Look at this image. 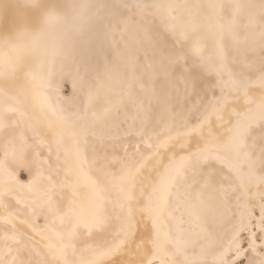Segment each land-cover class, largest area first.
Returning a JSON list of instances; mask_svg holds the SVG:
<instances>
[{
  "label": "snow or ice",
  "instance_id": "1",
  "mask_svg": "<svg viewBox=\"0 0 264 264\" xmlns=\"http://www.w3.org/2000/svg\"><path fill=\"white\" fill-rule=\"evenodd\" d=\"M15 7L17 18L6 26L13 5L0 0V46L16 53L0 57V264H109L120 256L127 257L122 264H264V0L229 5L226 23L219 22L225 5L207 4L218 17L215 30L207 16L196 22L202 4L21 0ZM178 10L191 19L166 29L190 42L216 82H204L184 52L155 48L161 74L181 84L167 135L148 130L146 113L126 133L138 140L106 145L93 131L111 110H94L107 75L100 65L109 67L96 41L119 23L122 31L135 23L147 33L148 17L177 21ZM242 12L252 37L243 41ZM54 21L65 25L55 40ZM202 28L215 44L207 56L205 37L197 35ZM175 147L184 154L173 153L155 179L146 175L162 151ZM182 205L207 226L184 228L183 215H175ZM141 225H150L147 235ZM97 234L107 239L94 242Z\"/></svg>",
  "mask_w": 264,
  "mask_h": 264
},
{
  "label": "bare ground",
  "instance_id": "2",
  "mask_svg": "<svg viewBox=\"0 0 264 264\" xmlns=\"http://www.w3.org/2000/svg\"><path fill=\"white\" fill-rule=\"evenodd\" d=\"M58 1H60V0H58ZM58 1L56 2V3H58ZM62 1V0H61ZM60 1V2H61ZM104 1V2H103ZM105 1L107 2V4H108V2H111L112 4H117V3H121L122 2V0H63V2H62V4L61 5H65V4H72V3H92V4H96V3H105ZM245 1L246 0H144V2H147V3H152V2H162V3H172V4H178V5H183V4H189V5H196V4H202V5H205V7L204 8H202V9H200L199 10V12L196 14V17H195V20H196V22L197 23H203V21H202V17H204V16H207V17H209V20L207 21V24H209V25H211L212 27H213V29L215 30V26H216V24H217V22H218V17H217V15L214 13V11L212 10V9H209V8H207L206 7V5L207 4H209V3H215V4H223V5H225V11H224V14H223V19L222 20H219V22L220 23H226L227 21H229L230 19H231V17L229 16V14H228V6L229 5H231V4H233V3H237V2H239V3H245ZM256 1H258V0H254V2L253 3H255ZM21 2V0H7V3H9V4H12V5H17V4H19ZM123 2H127V3H135L136 2V0H123ZM247 2H248V0H247ZM110 3V4H111ZM258 4V3H257ZM14 8H15V6H13ZM11 11V10H10ZM16 12L17 11V9H16V11L14 10V9H12V12ZM10 13L11 12H9V14L8 15H10ZM244 13V12H243ZM13 15H14V13H12ZM16 14V13H15ZM242 14V13H241ZM241 14H240V16H241ZM12 15V16H13ZM173 15H176V16H178V20L177 21H169V20H167V19H162L160 16H156V17H148L147 18V20L145 21V23H146V25H147V33H145V31L143 30V29H141V32H144L145 34H148L149 33V31H150V27H153L161 36L160 37H162L163 38V40L166 42V40L168 41V37H170L171 38V43H169V47L173 50V51H176V50H179V51H182V52H184L187 56H188V58H190L191 60H196L198 63H199V58L197 57V55L194 53V52H191V51H189V48H190V43H189V46L188 47H185L184 45H182V44H179V42H178V39H180V37L178 36V34H176V35H174L173 33H171V32H169L167 29H166V27H165V25L166 24H168V23H177V24H181V23H184V24H187L188 22H189V20L191 19V16L189 15V13L188 12H186V11H182V10H178L177 12H174L173 13ZM247 15V14H246ZM11 16V17H12ZM238 17V23L240 24V22L243 20V19H239V18H241V17ZM7 17H9V16H7ZM135 18H137V21L139 20V17H137V16H134ZM245 16H243V18H244ZM13 18V17H12ZM12 18H10L11 20H12ZM245 18H247V17H245ZM244 18V19H245ZM8 19V18H7ZM14 19H16V18H13V20ZM239 20H241V21H239ZM9 21V20H8ZM148 21H150V22H148ZM10 22V21H9ZM9 22H8V24H9ZM13 21H11L10 23H12ZM244 22H246V20L244 21L243 20V24L241 23V26L242 25H244ZM116 23V22H115ZM114 24V23H113ZM122 24V23H121ZM7 25V24H6ZM11 25V24H10ZM116 25V24H115ZM119 25V24H118ZM122 25H120V27H121ZM240 26V28H243V26L241 27ZM89 25H84V29H85V36H87L88 34H89ZM50 28H51V39H53V40H55V39H58V38H60L62 35H63V33L65 32V25H63L62 23H60V22H53L52 24H51V26H50ZM118 29V28H117ZM120 29H122V28H120ZM245 30V29H244ZM137 31V30H136ZM239 31H243L242 29L240 30L239 29ZM133 32V31H132ZM117 33V32H116ZM137 33V32H136ZM240 33V32H239ZM242 33V32H241ZM243 33H244V31H243ZM247 33V32H246ZM246 33H244V34H246ZM113 35H114V32H113ZM134 35V34H133ZM197 35H201V36H203V37H205L203 40H201L200 41V43H201V45L203 46V48H204V52H203V55L204 56H207V55H209L211 52H212V50H213V48H214V46H215V44H214V40L213 39H211V38H207L208 37V35H209V33H208V31H207V29H204V28H202L201 29V31L199 32V33H197ZM246 35H248V34H246ZM103 36V35H102ZM128 36V35H127ZM244 36V37H243ZM242 37H241V35L239 34V37H240V39H241V41H243L244 40V38H245V35H243ZM122 37V36H121ZM127 38V37H126ZM154 38V37H153ZM167 38V39H166ZM226 38H228V39H226V40H229L228 42H229V46L231 45V43H232V41H231V38L230 37H226ZM250 38H252V37H250ZM110 39V38H109ZM114 39H116V38H114ZM157 39V38H156ZM160 39H158V41H159ZM181 40V39H180ZM134 38L133 37H131V44H133L134 43ZM153 41V40H152ZM144 42V41H143ZM227 41H225V44L227 45V43H226ZM97 43H99V42H97ZM156 43H157V40H156ZM187 43V42H186ZM126 44V43H125ZM129 44V43H128ZM110 45V44H109ZM129 46H130V44H129ZM140 46V45H139ZM145 46V45H144ZM154 46V45H153ZM241 46H243V44L241 45ZM147 47V46H146ZM161 47V46H160ZM131 48H132V46H131ZM148 48V47H147ZM152 48V47H151ZM162 48H164V47H162ZM169 48V49H170ZM105 49H106V46H105ZM140 49V48H139ZM154 49H155V47H154ZM153 49V50H154ZM171 50V51H172ZM150 51H151V49H150ZM152 52V51H151ZM188 53V54H187ZM16 53H13V52H8L6 49H4L2 46H0V57H3V56H5V55H8V56H13V55H15ZM147 54V53H146ZM152 54V53H151ZM109 55H110V53H109ZM111 55H112V53H111ZM115 55V54H114ZM121 55V54H120ZM118 56V55H117ZM124 56V55H123ZM142 56H144V55H142ZM141 56V57H142ZM148 56V55H147ZM111 57V56H110ZM136 57H137V55H136ZM149 57V56H148ZM109 58V57H108ZM133 58V60H121V59H117V61H116V55L114 56V60H113V62H111V63H108L109 64V67L107 68V70H105V68H103V70H102V73L103 72H107V75L104 77V80H105V89L102 91V93H101V95H100V98H102V103L100 104V106L97 104V107H95V105H94V110L98 113V114H103V112H104V109L105 108H109V109H111L109 112H108V114H107V116L106 117H104V119H103V121L100 123V124H97V126L93 129V131L94 130H97L98 132H99V134L102 136V137H104V142H105V144L107 145V143H111V140L112 139H108V137H113V139H115V136L114 135H116V133H118L120 130H121V128H122V123H120L122 126H121V128H120V130L118 131V132H116V133H114L113 134V136L111 135V133H113V131L112 132H110L109 133V131L110 130H112V129H116L117 128V125L119 124V119H118V115H117V113H120V116L121 117H125V116H127L128 115V109H129V107L131 108V110L133 111V112H137L136 113V115L139 117V119H140V121H139V119H137L138 121H139V123H138V125H139V127H140V124H141V119L143 118V116L146 114V112H147V110L145 111V108H143L142 106H141V98L140 97H142V96H145L144 94H145V90L144 89H146L147 87H145V86H147L146 85V81H145V77L147 76L146 74H149V70H150V68H142L143 66L142 65H140L139 63H138V59L137 58H134V57H132ZM109 59H112V58H109ZM149 59V58H148ZM152 59V58H151ZM153 59H154V57H153ZM189 59V60H190ZM144 60V58H142L141 59V61H143ZM127 61V62H126ZM140 61V62H141ZM151 61V60H150ZM115 62V64L111 67V65L110 64H112V63H114ZM190 62H192V61H190ZM193 63V62H192ZM156 64V63H155ZM189 64H191V63H189ZM195 64H197V63H195ZM145 65V64H144ZM192 65V64H191ZM197 65H200V67H201V71L202 72H204L206 75L208 74V75H210L211 76V78H208L207 80L209 81V82H212V83H215L216 82V80H217V77H216V74H215V72L214 71H212V70H210L208 67H206V66H204V65H201L200 63L199 64H197ZM146 67V66H145ZM196 68H199V67H196ZM157 70V69H156ZM197 71H199L198 69H197ZM200 71V72H201ZM197 73V72H196ZM157 74V73H156ZM201 74V73H200ZM203 74V73H202ZM204 75V74H203ZM205 75V76H206ZM199 76H201V75H199ZM141 77H143V78H141ZM147 78V77H146ZM161 78H163V77H161ZM160 78V80H162ZM205 78V77H204ZM151 79V78H150ZM164 80V79H163ZM167 80V79H166ZM203 81H204V79H202ZM156 81V80H155ZM70 82V81H69ZM164 82V81H163ZM208 82V83H209ZM138 83H141V85L143 86L144 85V87H142V90H138V88H137V85H138ZM157 84H158V82H157ZM167 83H165V85H166ZM170 84V83H169ZM70 85H71V83H70ZM162 86V85H161ZM160 87V86H159ZM158 87V88H159ZM169 87V86H168ZM157 88V87H156ZM158 88L156 89V90H158ZM164 88H162V90H163ZM170 89V88H169ZM167 91V90H166ZM170 92L171 91H173V89L172 90H169ZM218 91V90H217ZM150 92V91H149ZM158 92V91H157ZM164 92V91H163ZM162 92V93H163ZM161 93V92H160ZM159 93V94H160ZM172 93V92H171ZM174 93V92H173ZM147 94V93H146ZM170 93L168 92V95H169ZM148 95V94H147ZM163 95H165V94H163ZM171 95V94H170ZM169 95V96H170ZM172 95H175V93L174 94H172ZM154 96V95H153ZM160 96V95H159ZM162 96V95H161ZM160 96V97H161ZM165 97V96H164ZM166 97H167V94H166ZM166 97H165V99H166ZM172 98V97H171ZM169 99V98H168ZM168 99H166V100H168ZM176 100V98H173V100ZM152 100V99H151ZM174 100V101H175ZM146 101H147V99H146ZM168 102V101H167ZM96 103V102H95ZM100 103V102H99ZM147 103H149V102H147ZM151 103V102H150ZM149 103V105H151ZM158 102H156V104H157ZM170 103V102H169ZM165 104V103H164ZM174 104V102L171 104V105H173ZM145 105V104H144ZM149 105H147V106H149ZM155 104H152L151 106L153 107ZM159 105V104H158ZM167 105V104H166ZM169 105V104H168ZM170 105V106H171ZM146 105H145V107H147ZM156 106V105H155ZM150 107V106H149ZM151 107V108H152ZM160 107V106H159ZM162 107V106H161ZM160 107V109L159 110H162V108ZM166 107V106H165ZM154 108V107H153ZM156 108V107H155ZM167 108V107H166ZM170 108V107H169ZM157 109H158V107H157ZM153 110H155V109H153ZM167 110H169L168 108H167ZM164 111V110H163ZM170 111V110H169ZM156 112H159V111H156ZM148 113V112H147ZM153 113V112H152ZM155 113V112H154ZM161 112H159V114H160ZM164 113V112H163ZM134 114V113H133ZM149 114H150V112H149ZM162 114V113H161ZM161 114H160V118H161ZM37 115H39V113H37ZM130 115V114H129ZM169 115V114H168ZM136 116V117H137ZM151 116V115H150ZM153 116V115H152ZM156 116H158V115H156ZM132 117V116H131ZM155 117V116H154ZM159 117V116H158ZM120 118V117H119ZM74 119V118H73ZM93 119V117H91L90 115H89V117H88V120L89 121H91ZM152 119H153V117H152ZM159 119V118H158ZM161 121H163V123H162V125L159 127L160 128V130H158V129H156V128H154V130L156 129V130H158V131H154V130H150L149 129V131H154V132H158V133H160V138L162 139V138H164L166 135H167V133L164 131V128H165V125H166V123L168 122L167 120H169V118H167V116H162V119H160ZM153 121H155V119L153 120ZM160 121V122H161ZM125 122V121H124ZM135 122V121H134ZM156 122V121H155ZM125 123H127V122H125ZM124 123V124H125ZM129 123V122H128ZM132 123V122H131ZM156 123H158V122H156ZM156 123H152L153 125H156ZM150 124H151V122H150ZM161 124V123H160ZM126 125V124H125ZM124 125V127L123 128H125L126 126ZM152 125V126H153ZM133 126V125H132ZM138 127V128H139ZM119 128V127H118ZM122 128V129H123ZM127 128V127H126ZM125 128V129H126ZM133 129H134V127H133ZM118 130V129H117ZM116 130V131H117ZM128 130H129V127H128ZM132 130V129H131ZM136 130H137V127H136ZM125 131H127V130H122V132L123 133H125ZM133 131V130H132ZM122 132L121 133H119V134H122ZM135 132V131H134ZM127 133V132H126ZM118 135V134H117ZM125 135V134H124ZM127 136V135H126ZM135 136V135H134ZM133 135H132V137L131 138H133L134 137ZM91 137V136H90ZM89 137V138H90ZM121 138H122V136H120ZM124 137V136H123ZM130 137V136H129ZM121 138L119 139V141L121 140ZM137 138V137H136ZM138 139V138H137ZM123 140L125 141V138H123ZM119 141L117 140V139H115L114 141H112V142H114V143H112V145H119L120 143H119ZM126 141H127V139H126ZM92 142H95V141H92ZM125 143V142H124ZM132 143V142H131ZM195 146V140L193 141V147ZM66 147L69 149V152H71L72 151V142H71V140L69 139L68 141H67V143H66ZM0 148H2V146H0ZM3 149V148H2ZM131 150V149H130ZM143 150V149H142ZM3 151V150H2ZM109 152L111 153L112 152V150L111 149H109ZM3 152H1L0 153V155L2 154ZM173 153H175V155L177 156V158L180 156V155H183L184 153L178 148V147H175V148H169V149H167V150H164V151H162V155H161V158H160V161H159V163H157V161H152L151 162V164H153V165H156V167L155 168H151L150 170H148V171H146V175H148V176H150L152 179H155L156 178V176H157V172H160V171H163V165H165V164H167L168 163V160H169V157L173 154ZM115 155H117V156H119V155H122V151L120 150V148L119 147H117L116 149H115ZM3 158H4V156H3ZM2 158V155H1V158H0V160H2L3 159ZM112 170L113 171H115L116 170V167H112ZM93 174H96L95 172H93ZM0 175H2V173H0ZM26 175V174H25ZM27 177V176H26ZM23 178V177H22ZM24 179V178H23ZM28 179V178H27ZM26 181V180H25ZM81 192H82V194L84 195V197H85V199H87V197H88V195H89V192H88V189H86V188H82L81 189ZM110 195H114L115 194V190L113 189L112 190V192H110L109 193ZM22 195H26V194H22ZM68 195V193L67 192H65V196H67ZM192 203L194 204L195 203V200L193 199L192 200ZM191 211V209H189L188 207H186V206H184V205H182V207H181V210H180V212H177V213H175V215H177V216H180V215H183V218H184V221H185V223L183 224V227L184 228H186V229H192V228H195L194 226H198V225H195V218H193V215L194 214H192V215H190L189 214V212ZM0 215H3V210H0ZM195 217V216H194ZM198 222V221H197ZM202 222V221H201ZM200 221H199V223H201ZM194 223V224H193ZM198 224V223H197ZM194 225V226H193ZM200 225V224H199ZM202 225V224H201ZM203 225H204V223H203ZM193 226V227H192ZM205 226V225H204ZM207 226V225H206ZM1 227V226H0ZM192 227V228H191ZM149 229H150V225H149V227L148 228H146L144 225H141L140 226V235L141 236H144V235H147L148 234V231H149ZM2 230V229H1ZM195 230V229H194ZM193 230V231H194ZM197 230V229H196ZM198 230H199V228H198ZM197 230V231H198ZM98 235V234H97ZM2 236V235H1ZM99 236H102V234H100V235H98V236H96V239H98V237ZM106 237V236H105ZM107 239V238H106ZM85 255H87V254H85ZM127 259V257H125V256H120V257H115V258H113V260L111 261V262H109V264H122V262L124 261V260H126Z\"/></svg>",
  "mask_w": 264,
  "mask_h": 264
},
{
  "label": "rangeland",
  "instance_id": "3",
  "mask_svg": "<svg viewBox=\"0 0 264 264\" xmlns=\"http://www.w3.org/2000/svg\"><path fill=\"white\" fill-rule=\"evenodd\" d=\"M57 2L58 0H52V2ZM61 1V0H60ZM60 1H58V4H62V2H63V0L60 2ZM55 2V3H56ZM104 2V1H103ZM248 2H254V0H248ZM105 3H107L106 1H105ZM111 2H108V4H110ZM245 3H247V0L245 1ZM256 4L258 3L259 4V0L258 1H256L255 2ZM112 4V3H111ZM12 5V4H11ZM13 6H15V5H13ZM12 9H14L15 11H16V7L14 8H12ZM12 9H11V11H9V12H11L10 13V15H8L9 17H6V19H5V25L6 26H11L10 24H12V23H10L11 21H14L13 20V18H17V11L16 12H12ZM12 13H14V15L12 14ZM16 13V14H15ZM9 14V13H8ZM247 13L246 12H242V14H241V18H239V19H243L244 21L246 20V22H247V18H245V17H247V15H246ZM13 15V16H12ZM13 18H12V17ZM243 16H245L244 18H243ZM8 18V19H7ZM10 18H12V20L10 19ZM132 19H133V21L135 22V21H137V18H135L134 16L132 17ZM257 19H258V17H257ZM10 22H9V21ZM243 20L241 21V20H239V21H241L240 22V26H241V23L243 24ZM8 22H9V24H8ZM116 21H113V23H114V25L116 24L115 23ZM148 22H150V21H148ZM246 22H244V24L246 23ZM120 25H122L121 27H120ZM243 26V25H242ZM241 26V27H242ZM118 28V29H117ZM120 28H122V29H124V24L122 23H119V25H117L116 27H115V31H114V35H113V32L111 33V35L110 36H107V37H104V36H101L100 38H99V40L98 41H96V43L97 42H99L98 44L100 45V46H102L103 47V49H105V46H106V53H107V62L108 63H111V62H113V60H114V56L116 55V61H117V59H121V60H133V58L132 57H134V58H137L138 59V63L140 64V65H142L143 67L142 68H150V70H149V74H146L147 76V78L145 77V81H146V85L147 86H145V87H147L146 89H144L146 92H145V96H142V97H140L141 98V106L143 107V108H145V111L147 110V112H148V114H149V112H150V115H151V124L149 123V125H148V130L150 129H152V130H154V128H156V129H158L161 125H162V123H163V121H161L160 119H162V116H167V118H170V115H168L169 113H170V111L169 110H171L172 109V106L173 105H175V102H176V100L174 101L173 100V98H176L177 99V96H178V90L180 89V87H181V84H180V82L179 81H175V83H170L169 84V81L168 80H166V78L161 74V72H160V70L156 67V62H157V57H156V55H155V53H154V47L155 48H157V47H164L165 49H167V50H169V51H171L172 49L169 47V43H171V38L170 37H168V41L166 40V42L163 40V38L162 37H160L161 35L153 28V27H150V31H149V33L148 34H145L144 32H141V29L142 28H138L137 26H136V24L135 23H132V24H129L128 25V29H127V31H122V29H120ZM240 30L242 29L243 31H244V33H246L247 31L246 30H244V28H239ZM137 30V31H136ZM133 31V32H132ZM239 31V30H238ZM243 31H239L240 33V35H241V37L243 36V35H245L246 36V34H248L247 36H249V39H251L250 37V35H249V33L247 32L246 34H244L243 33ZM117 32V33H116ZM137 32V33H136ZM242 32V33H241ZM134 34V35H133ZM128 35V36H127ZM122 36V37H121ZM127 37V38H126ZM131 37H133L134 38V43L133 44H131ZM154 37V38H153ZM244 37V36H243ZM110 38V39H109ZM114 38H116V39H114ZM157 38V39H156ZM158 39H160L159 41H158ZM167 39V38H166ZM226 39H228V38H226ZM225 39V41H227L226 43H227V45H229V40H226ZM153 40V41H152ZM156 40H157V43H156ZM144 41V42H143ZM178 42H179V44H182L183 42L180 40V39H178ZM126 43V44H125ZM130 44V46H129V44ZM189 43L190 42H184L182 45H186L185 47H188L189 46ZM110 44V45H109ZM140 45V46H139ZM145 45V46H144ZM154 45V46H153ZM131 46H132V48H131ZM148 48H147V47ZM152 47V48H151ZM140 48V49H139ZM170 48V49H169ZM150 49H151V51H150ZM173 51V50H172ZM109 53H110V55H109ZM111 53H112V55H111ZM147 53V54H146ZM152 53V54H151ZM115 54V55H114ZM121 54V55H120ZM188 54V53H187ZM118 55V56H117ZM124 55V56H123ZM136 55H137V57H136ZM142 55H144V56H142ZM149 57H148V56ZM111 56V57H110ZM142 56V57H141ZM112 58V59H109V58ZM153 57H154V59H153ZM188 57V56H187ZM142 58H144V60L143 61H141V59ZM149 58V59H148ZM152 58V59H151ZM190 58H188V62L189 63H191V64H195V63H197V64H199L196 60H189ZM151 60V61H150ZM141 61V62H140ZM190 61H192V62H190ZM127 62V61H126ZM115 64V62L114 63H112V64H110L111 65V67L113 66ZM145 64V65H144ZM190 64V65H191ZM196 64V65H197ZM146 66V67H145ZM197 67H199V68H196V72H197V75L199 76V75H201V76H199L201 79H204V82H206V83H208L210 80L208 79V78H211V76L210 75H206L204 72H202L201 70V67H200V65H197ZM103 68H104V66H103V64H101L100 65V71L102 72V70H103ZM157 69V70H156ZM197 69L199 70V71H197ZM201 71V72H200ZM157 73L156 74V78L155 79H153V73ZM201 73V74H200ZM204 75H203V74ZM206 75V76H205ZM161 77H163V78H161ZM205 77V78H204ZM208 77V78H207ZM141 78H143V77H141ZM151 78V79H150ZM160 78L162 79V80H160ZM144 79V78H143ZM164 79V80H163ZM209 81H208V80ZM156 80V81H155ZM164 81V82H163ZM157 82H158V84H157ZM70 83L71 82H68L66 85H65V87L68 89V91L70 92L71 91V85H70ZM165 83H167L166 85H165ZM209 83H212V82H209ZM162 85V86H161ZM160 86V87H159ZM169 86V87H168ZM142 87H144V85L142 86L141 85V83H138V85H137V88H138V90L140 91V90H142ZM158 88V90H156L157 88ZM162 88H164L163 90H162ZM170 88V89H169ZM173 89V91H169V90H172ZM167 90V91H166ZM150 91V92H149ZM158 91V92H157ZM164 91V92H163ZM161 92V93H160ZM163 92V93H162ZM168 92L171 94H169L168 95ZM175 93V95H172V94H174ZM148 95H147V94ZM160 93V94H159ZM65 94H67V93H65ZM163 94H165V95H163ZM166 94H167V97H166ZM154 95V96H153ZM161 97H160V96ZM166 97V99H168V100H166L165 99V97ZM172 97V98H171ZM146 99H147V101H146ZM152 99V100H151ZM102 98H99L97 101H96V105H95V107H97V104L100 106V104L102 103ZM168 101V102H167ZM100 102V103H99ZM147 102H151L150 104L152 105V104H155L153 107L151 106V105H149V103H147ZM156 102H158L157 104H156ZM170 102V103H169ZM174 102V104L173 105H171L172 103ZM165 103V104H164ZM147 106V105H149V106H147V107H145V105ZM159 104V105H158ZM167 104V105H166ZM169 104V105H168ZM171 105V106H170ZM162 108V110H159L160 109V107ZM169 109V110H167V108ZM152 107V108H151ZM156 107V108H155ZM157 107H158V109H157ZM170 107V108H169ZM153 109H155V110H153ZM164 110V111H163ZM156 111H159V112H161L160 114H161V118H160V114H159V112H156ZM146 112V113H147ZM153 112V113H152ZM155 112V113H154ZM164 112V113H163ZM134 113V114H133ZM136 113L137 112H133L132 110H131V108L129 107V109H128V115L127 116H125V117H121L120 116V113H117V115L120 117H118V119H119V124L117 125V128L116 129H112V130H110L109 131V133L110 132H112L113 131V133H111V135L113 136V134L114 133H116V132H118L119 130H120V128H121V126H122V128L124 127V125L127 127H125V128H121V130L118 132V133H116V135H114L115 137H118L119 139L121 138L120 136H122V138H121V140L119 141V139H117L118 141H119V143L120 144H123L124 142L126 143V142H129V143H131V142H135L136 140H138L139 139V137H137V136H134L133 138H131L132 136H126V132H128V131H132V132H134V131H136V127H137V129H138V127H139V125H138V123H139V121H140V119H139V117L136 115ZM130 114V115H129ZM153 115V116H152ZM156 115H158V116H156ZM132 116V117H131ZM137 116V117H136ZM155 116V117H154ZM152 117H153V119H152ZM159 118V119H158ZM137 119H139V121L137 120ZM155 119V121L156 122H158V123H156L155 121H153ZM127 122V123H125V122ZM135 121V122H134ZM161 121V122H160ZM168 121V120H167ZM129 122V123H128ZM132 122V123H131ZM120 123H122V125L120 124ZM125 123V124H124ZM154 123H156V125H153ZM161 123V124H160ZM133 125V126H132ZM153 125V126H152ZM160 125V126H159ZM119 127V128H118ZM128 127H129V130H128ZM133 127H134V129H133ZM118 129V130H117ZM132 129V130H131ZM155 129V130H156ZM117 130V131H116ZM122 130L124 131V130H127V131H125V133H123L122 132ZM154 130V131H155ZM158 130H160V128L158 129ZM158 130H156V131H158ZM96 133H97V135L98 136H101L100 134H99V132L97 131V130H94ZM122 132V134H119V133H121ZM118 134V135H117ZM125 134V135H124ZM124 136V137H123ZM138 139H137V138ZM123 138H125V141L123 140ZM126 139H127V141H126ZM89 140L90 141H94V138L93 137H90L89 138ZM115 139H112L111 140V145H112V143H114V142H112V141H114ZM107 144H109V143H107ZM119 144V145H120ZM3 149L2 148H0V153L1 152H3L2 151ZM2 155V158H3V156H4V153H2L1 154ZM1 155H0V158H1ZM26 174V173H25ZM25 174H23L22 176H21V179L22 180H24V182H27V174L25 175ZM24 179H23V178ZM26 180V181H25ZM195 216V214L193 215V218H195L194 220H195V225H198V226H194L195 228H192L191 230L193 231L194 229V231H197L198 230V228L200 229V226H202L203 225V223H204V221L203 220H197L196 219V216ZM198 221V222H197ZM199 221L201 222V223H199ZM44 223V221H43V218H41L40 219V221H39V224H43ZM198 223V224H197ZM194 224V223H193ZM200 224V225H199ZM202 224V225H201ZM205 226H206V224H204ZM203 225V226H204ZM0 236L1 235H3V225L2 224H0ZM2 229V230H1ZM197 229V230H196ZM199 231V230H198ZM98 235H100V234H98ZM98 235H95L92 239H93V241L94 242H100V243H102L107 237H105L106 235H102V236H99L98 237V239H96V236H98ZM259 242V241H258Z\"/></svg>",
  "mask_w": 264,
  "mask_h": 264
}]
</instances>
